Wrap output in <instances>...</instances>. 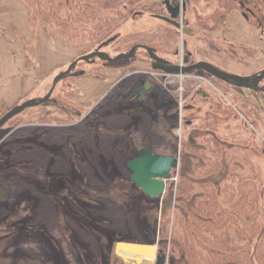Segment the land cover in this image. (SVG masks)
<instances>
[{
  "label": "trees",
  "instance_id": "16d2710c",
  "mask_svg": "<svg viewBox=\"0 0 264 264\" xmlns=\"http://www.w3.org/2000/svg\"><path fill=\"white\" fill-rule=\"evenodd\" d=\"M18 1L23 4L27 22L34 32L32 37L19 35L25 43L28 60V55L35 50L32 41L38 36L40 28L55 26L63 30V38L71 46L81 48L72 66L104 61L109 71L117 72V76L109 82L96 103H89L87 110L83 106L76 107L77 110L83 109L79 117L76 109L67 105L68 118H61L63 120L55 123L43 121L26 133H15L17 127L28 125L20 114L5 124L10 127L0 136V191L5 192L4 201L9 200L14 205L25 202L28 211V206L32 204V192L43 203L46 200L58 202L60 189L64 186L62 183L70 188L74 198H80L81 202V205L75 203L77 200L72 202L75 215L67 219L73 230L72 236L67 235L61 226L57 212L51 214V220L45 215L40 217L38 210L31 214L36 216L32 220L37 226L61 246L69 264H78L79 247L87 250V259L92 256L94 262L99 260L100 231L103 234L104 231L111 232V238L117 236L119 241L157 242L159 255L168 254L170 243L171 253L182 251L187 264H264V114L258 105L244 97L228 98L226 91H232L230 88L221 90L225 97L215 93L210 95L207 89L196 92L202 96V101L208 100L211 108L206 116L183 120L182 130L185 133L187 129L189 135L183 141L178 182L168 184L163 197L161 216L162 220L165 219L164 223L158 225L155 221L153 226L144 225L135 213L138 208L132 204L134 191L130 185L149 197L131 180L132 173L127 163L142 148H149L155 154L179 155V138L175 134L179 127L178 103L175 93L162 89V78L137 72L143 65L164 71L153 58L154 55L161 58L156 48L139 40L127 43L119 28L143 13L163 14V0H155L152 4L146 1L130 3V0ZM259 2L261 7L248 0L241 6L238 0H217L216 9L197 19L194 26L210 28L211 32L226 24L232 12L240 9L253 26L264 28V0ZM5 8L6 5L0 3V29L4 31L7 30L3 17ZM111 38L114 40L109 45L117 52L116 56L106 52L97 59L93 51L99 50ZM87 45L91 47L87 49ZM240 46L232 43L231 48H224V51L230 54L229 51L235 52ZM185 63L191 65L198 62L186 59ZM176 64L168 60L167 67L172 68ZM129 73L132 76L125 88L117 90ZM203 75L218 84L225 82L241 86L210 72L205 71ZM71 76L108 79L107 74L101 72H69L58 75L49 91L55 89L60 80L65 81ZM254 76L263 78L264 69ZM245 77L248 78L245 86L264 91L257 83L251 84L248 76ZM147 83L151 86L150 90H146ZM187 86L190 92L193 85ZM139 88L145 91L144 101L137 93ZM174 88L177 89L176 86ZM49 93L35 97L36 105L53 104V95L48 97ZM21 100L12 105L4 104L0 108V119ZM255 128L260 129V142L257 141ZM236 150H252L256 160L249 161ZM43 153L53 159L47 168L42 161ZM186 156L193 162L190 165L192 172L186 169ZM223 171L229 172L230 176L219 185L203 181ZM49 175L52 181L47 180ZM126 178L128 181L125 184L122 181ZM118 187L123 189V195ZM26 191H30L31 195ZM199 191H202L200 196ZM173 192L175 217L170 233ZM152 202L157 201L154 199ZM9 211L5 212V216ZM88 212L93 216L85 215ZM78 213L83 216L82 220L77 218ZM9 232L11 229H0V236ZM19 247L32 258L44 257L43 244L37 239L21 242ZM173 258L155 264H170Z\"/></svg>",
  "mask_w": 264,
  "mask_h": 264
},
{
  "label": "rangeland",
  "instance_id": "374dc122",
  "mask_svg": "<svg viewBox=\"0 0 264 264\" xmlns=\"http://www.w3.org/2000/svg\"><path fill=\"white\" fill-rule=\"evenodd\" d=\"M15 1L17 3L16 7L21 6L23 8V4L20 1ZM140 1L141 0H130V3H137ZM142 1H146L147 4H152V2L155 0ZM176 1L177 3L183 2L185 5L182 21L184 27H187L189 29L188 32L185 33L180 30L178 33H176L169 23L158 17L151 16L149 13H143L139 18L130 19L126 23L122 24V26L119 28V33L125 36L124 39L125 41H127V43H131L134 40H139L147 44H151L154 48H156L158 56L166 58L172 62L180 63L181 60L185 62L186 59H191L195 62L205 63L234 75L248 76L251 84L257 83L259 87L264 88V77L256 78L254 76L264 69V28H257L256 26H253L250 22L247 21L245 14H243L240 9L232 12L226 24L219 26L211 32L209 31L210 28H205L206 30L204 28L201 29L200 27L196 28L194 26L195 21L197 19H202L207 13L215 10L218 6L217 0ZM244 1L247 0H238L240 6ZM259 1L260 0H248V2L254 3L256 6L261 7ZM245 8H247V6ZM41 28L47 32V42H49L50 40L53 41L57 38L61 39L60 41H62L66 49L69 46L73 47L65 38H63V34L61 33L63 32V30L59 29L60 27L56 29L55 26H42ZM40 30L36 39H33L32 41V44L35 45V50L31 55H28L30 60H28V58L27 60L29 64V70L35 67L38 72L45 68V73H42L44 75L42 77H39V74L37 76L32 75L31 78L26 75V78L29 77L30 80H35V85L33 86V89L30 91V93H28V95L21 100L20 104L31 99L35 100V97L44 96L51 91L52 94H50V96L53 95L51 99L53 104L34 105L20 113V117L28 125L24 127L19 126V128L17 127L15 129V133H26V131L32 130L36 125L44 123L43 121L55 123L63 120L61 118H68L69 115L66 112L67 105H69L71 109L75 108L79 113L77 117H79L83 109L77 110L78 108L76 107L83 106V108L87 110L90 107L88 106L89 103H96V100H98V98H100L105 92L106 88L109 85V82L117 76V72L111 73L109 71L110 68L104 61H101L98 64L85 63L72 66V62L75 58H78V55H80L81 52V48L77 47H73L74 51H72V54L74 55V57L70 61L63 62V59H65L66 55H69L66 50L64 52L65 57L62 55H58L57 57H55V55H53L50 50H46L44 56H42L43 60L40 61L41 56L39 52H37ZM16 39L19 40V36ZM232 43H238L241 46L236 48L235 52L229 51L230 54H228L226 51H224V48L230 47ZM109 44L110 43L103 45L99 50L105 51L114 57L116 56L117 52L114 51ZM90 47V45L86 46L87 49H89ZM245 49H249L253 52L246 51ZM231 54H233L235 57H232ZM96 58L99 59L98 56H96ZM144 66L146 65H143V67H139L137 72L153 70ZM72 69L73 73H81L84 70H88L96 74L101 72V74L103 75L107 74L108 79L89 78L87 76L81 78L71 76L67 80H65L66 82L64 80H60L55 89L53 88L51 91H49L53 87L54 80L58 75L67 74L71 72ZM18 73L19 72H17V74ZM19 74L20 76H17V78L21 77L22 75V73ZM131 74L132 73H129L123 78V80L119 83L117 90L125 88L126 84L130 80V77L132 76ZM162 77L163 82L162 84L160 83L162 89L166 92L175 93L176 95L175 100L178 103L179 116V127L175 130V134L179 138L178 156H180V167L179 170H174L175 174L173 175V179L170 180L168 184H170L171 182H174V184H176L178 182V175L181 169L182 161L181 152L183 148V141L184 139L186 140L189 135L187 129L185 130V133L182 130V136L181 134L177 133V130H179L183 126V122L180 121L181 114L184 120L186 119V117L195 118L199 116H206L209 112L207 110H210V107L207 106V104L205 105L208 107V109H205V105H201L204 102L202 101L204 99L202 98V96H199L196 93L197 90L207 89L209 90L210 95L215 93L216 95L220 94L221 96L225 97L221 90L226 91V89L229 88L233 90L237 89L238 91L236 92L227 90L226 96L231 99L234 96H250L247 98H250L252 102L257 104L264 114L263 90L258 91L249 86H237L226 84L225 82H219V84L217 82H213L214 85L206 82L202 85H199L198 81L193 80L192 78H187L181 83L179 79L177 80L174 77H171L170 79H167L166 77L167 80L164 76ZM2 80L3 79L0 80V91L7 87L1 83L3 82ZM188 84L193 85L190 92L188 89L189 87L187 86ZM173 86H176L177 89L175 90ZM181 87L183 88L182 95L180 89ZM181 99L183 100L182 110L180 107ZM9 127V125L3 126L0 129V136L6 133L9 130ZM254 130L257 133V141L260 142V138H262L260 129L255 128ZM236 153L244 155L249 161L254 162L256 160L252 150H236ZM41 157L45 168H47L49 162L53 161V159H51L45 153H43ZM185 162L187 164L186 169H191L190 165L193 164V162L192 160H190L189 156H186ZM48 174L49 173L46 171V175ZM126 175L129 176V173L127 172ZM229 176V172L223 171L220 172V174L214 175L213 177L205 179L203 181L213 182L214 184L219 185L222 181L228 179ZM49 178L47 180L52 181V177H50V175ZM127 181L128 179L122 182L126 184ZM62 185L64 186H62V188L60 189L61 192L58 202L46 200V202L43 203L37 197L38 195L32 192V204L28 206L30 207L28 211L26 210L27 208H25V202L21 203L20 205H14L9 202V200L4 201L3 199L0 201V229H11V232L0 236V264H69L64 257L61 246L54 239H52L46 231L37 226L38 224L36 223V221L32 220L33 218H36V216H31V214L34 215V211L38 210L37 213L40 214V217H43L45 215L51 220L53 218L51 214H53L55 211L57 212V216L60 219V224L63 229H65L67 235L72 236L73 230L70 227L67 219L74 217L75 215L72 212V206L75 200H77V202H75L77 205H81V202H79L80 198H74L72 190L70 188L67 189L65 184L63 183ZM40 186H42V184H40ZM130 187H132L134 191V194L132 195L133 200L131 198V201L132 204L134 206H137L138 208V210L135 211L137 217H139L140 220L138 221L148 226H153L155 221L158 222V225H160V223L162 222L164 223L165 219L162 220L161 216V206L163 205V197L166 195L167 191L162 197L152 198L153 200L156 199L157 201L154 203L152 202L153 200L151 199V197L148 196L149 198H146L142 195L139 189H135L132 185H130ZM117 190H119L120 194L123 195L122 188H119ZM26 192H29L30 194V191ZM199 193L200 194L198 196L202 194V191H199ZM175 203V192H173L172 210L170 211L169 215L170 233L173 229ZM147 205L150 206L147 207ZM6 211H9V213L5 216ZM86 214L90 217L91 214L93 216V213L88 212L85 213V215ZM81 216L82 215L79 214L77 218L82 220L83 216ZM88 224H90V222H88ZM99 229L102 230V228ZM104 232L105 233L103 234L100 231L98 234L100 242L99 246L101 245V257L99 256V260L97 262H94L92 256H90V259H87L85 255V251L87 250L85 248L79 247L80 255L77 259L78 264H123V262L117 259L115 256V245L119 241L118 237L114 236L115 238L112 239L111 232ZM30 239H37L43 244L44 257L42 259L30 257L24 251V249L19 247V244L21 242ZM156 244L158 243L156 242ZM170 250L171 246L169 243L167 261H169L170 257H174L170 261V264H187L182 251L175 252L176 254H173ZM151 262H153V259L149 260L150 264ZM153 264L155 263L153 262Z\"/></svg>",
  "mask_w": 264,
  "mask_h": 264
},
{
  "label": "water",
  "instance_id": "95a60500",
  "mask_svg": "<svg viewBox=\"0 0 264 264\" xmlns=\"http://www.w3.org/2000/svg\"><path fill=\"white\" fill-rule=\"evenodd\" d=\"M183 32H187L183 28L181 22H174L171 19H166ZM114 40V38L109 39L107 43ZM102 56V53L100 54ZM153 58L160 61L161 58L156 55ZM181 60L176 66L172 68L161 67L163 70L175 73H188L192 71H197L199 75H203L204 72H210L214 76L221 77L225 80H232L244 85L248 78L245 76H239L223 72L213 66L207 65L205 63H196L191 65H182ZM151 86L149 83L146 85V90H150ZM142 95V99H145V92L139 90ZM52 94L49 93L48 97ZM46 97V99L48 98ZM36 105V101L31 99L22 104L15 106L12 110L6 113L0 119V129L13 117L19 115L24 110L29 107ZM128 169L131 171V180L136 183V185L149 197L158 198L165 195L167 191L168 182L173 179L174 170H179L180 167V156L173 155H162L155 154L149 148H142L139 150L137 156L132 158L127 163ZM5 198V192L0 191V201ZM115 256L117 259L121 260L123 264H150L149 260L153 259L154 263H163L167 260V255L158 254V244H142L135 242L118 241L115 245Z\"/></svg>",
  "mask_w": 264,
  "mask_h": 264
},
{
  "label": "crops",
  "instance_id": "0c3cea01",
  "mask_svg": "<svg viewBox=\"0 0 264 264\" xmlns=\"http://www.w3.org/2000/svg\"><path fill=\"white\" fill-rule=\"evenodd\" d=\"M0 3L6 5L3 17L5 18V25H7L6 31L0 29V80L3 79L1 83L7 86L0 91L1 108L4 104H15L27 96L35 85V80L32 81L29 77L31 78L32 75L37 76L38 74L39 77L44 76L42 73H45V68L38 72L35 67L29 70L25 43L20 39H16V36L19 35L32 37L34 34L27 22V14L24 8L21 6L16 7L17 3L15 0H2ZM60 40L61 39L56 38L53 41L50 40L47 42V32L41 28L37 47V52H39L41 56L40 61L43 60L42 56H44L46 50H50L55 57L58 55L65 57L64 52L66 50L69 55H66L63 62L73 59L74 55L72 51H74V48L69 46L66 49ZM17 72L22 73L21 77L17 78V76H20ZM26 75L29 77L26 78ZM232 91L236 92L238 90L232 89ZM247 97L250 96L244 98L250 100V98ZM205 104L210 107V103L207 99L201 105ZM207 106L205 109H208Z\"/></svg>",
  "mask_w": 264,
  "mask_h": 264
},
{
  "label": "flooded vegetation",
  "instance_id": "af4514ba",
  "mask_svg": "<svg viewBox=\"0 0 264 264\" xmlns=\"http://www.w3.org/2000/svg\"><path fill=\"white\" fill-rule=\"evenodd\" d=\"M142 1V0H141ZM163 7H164V13L163 14H156L154 13L152 16H155V17H158L162 20H164L165 22L169 23L172 27H173V30L176 32V29L177 31L179 32L181 29L178 28L175 24H173L172 22L166 20V19H171L173 20L175 23L177 22H181L182 25H183V21H182V17H183V11L185 9V5L183 2H179L177 3L176 0H163ZM183 3V4H182ZM183 28L187 30V32L189 31V29L187 27H184L183 25ZM177 33V32H176ZM95 53L96 56L98 57H102L104 53H106L105 51H101V50H96V51H93ZM102 53V56H100V54ZM163 58V57H161ZM164 60L163 61H158L156 64L159 66V67H167L168 66V59L166 58H163ZM155 60V59H154ZM157 61V60H156ZM170 61V60H169ZM184 65H186V63L183 61ZM178 64V63H177ZM176 64V65H177ZM162 69V68H161ZM73 70V69H72ZM71 70V72H72ZM163 70V69H162ZM165 71V70H164ZM139 90H142V89H137V93L138 95L140 96V99L142 101L146 100V95H145V99H142V95L140 94V91ZM144 91V90H143ZM145 92V91H144Z\"/></svg>",
  "mask_w": 264,
  "mask_h": 264
},
{
  "label": "built area",
  "instance_id": "2783aa9c",
  "mask_svg": "<svg viewBox=\"0 0 264 264\" xmlns=\"http://www.w3.org/2000/svg\"><path fill=\"white\" fill-rule=\"evenodd\" d=\"M181 64L184 65L183 62ZM140 72H142L144 74H148V75H150V76H152L154 78H157V79L162 78V80H163L162 76H164L165 79H166V77H167V79H170L171 77H174L177 80L179 79L181 81V83H182L183 80H185L187 78H192L193 80L198 81L199 85H202L203 83H206V82L210 83L211 85H214L213 81L210 78H208L206 76H203V75H199L197 73H189V72L188 73H184V72L175 73V72L160 71V70L140 71ZM161 82H163V81H161ZM199 85H198V87H199ZM180 89H181V95H182L183 88L181 87ZM180 107H181V110H182V108H183V100L182 99H181V102H180ZM180 121L183 122L182 114L180 116ZM177 133L181 134V136H182V128L177 130Z\"/></svg>",
  "mask_w": 264,
  "mask_h": 264
},
{
  "label": "bare ground",
  "instance_id": "6f19581e",
  "mask_svg": "<svg viewBox=\"0 0 264 264\" xmlns=\"http://www.w3.org/2000/svg\"><path fill=\"white\" fill-rule=\"evenodd\" d=\"M153 262H154V260H153ZM153 264V263H152Z\"/></svg>",
  "mask_w": 264,
  "mask_h": 264
}]
</instances>
